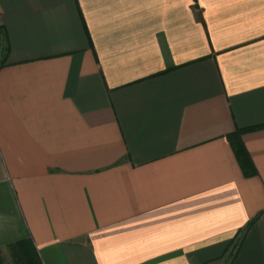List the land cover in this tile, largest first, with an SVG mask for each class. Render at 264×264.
I'll return each instance as SVG.
<instances>
[{
    "label": "crops",
    "instance_id": "1",
    "mask_svg": "<svg viewBox=\"0 0 264 264\" xmlns=\"http://www.w3.org/2000/svg\"><path fill=\"white\" fill-rule=\"evenodd\" d=\"M0 258L264 264V0H0Z\"/></svg>",
    "mask_w": 264,
    "mask_h": 264
},
{
    "label": "trees",
    "instance_id": "2",
    "mask_svg": "<svg viewBox=\"0 0 264 264\" xmlns=\"http://www.w3.org/2000/svg\"><path fill=\"white\" fill-rule=\"evenodd\" d=\"M233 145L238 158L240 159L244 169H246L248 166H250L247 155L243 152V148L241 147V144L238 141H235Z\"/></svg>",
    "mask_w": 264,
    "mask_h": 264
},
{
    "label": "rangeland",
    "instance_id": "3",
    "mask_svg": "<svg viewBox=\"0 0 264 264\" xmlns=\"http://www.w3.org/2000/svg\"><path fill=\"white\" fill-rule=\"evenodd\" d=\"M0 264H16L12 258H0Z\"/></svg>",
    "mask_w": 264,
    "mask_h": 264
}]
</instances>
